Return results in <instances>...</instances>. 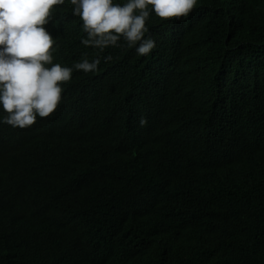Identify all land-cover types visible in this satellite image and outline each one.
Instances as JSON below:
<instances>
[{
    "label": "trees",
    "instance_id": "1",
    "mask_svg": "<svg viewBox=\"0 0 264 264\" xmlns=\"http://www.w3.org/2000/svg\"><path fill=\"white\" fill-rule=\"evenodd\" d=\"M72 8L53 63H101L50 116L0 123V264H264V0L150 13L147 56L86 47Z\"/></svg>",
    "mask_w": 264,
    "mask_h": 264
},
{
    "label": "clouds",
    "instance_id": "2",
    "mask_svg": "<svg viewBox=\"0 0 264 264\" xmlns=\"http://www.w3.org/2000/svg\"><path fill=\"white\" fill-rule=\"evenodd\" d=\"M197 0H70L72 15L82 21L81 43L101 51L123 39L140 56L156 47L147 21L150 13L161 19L186 17ZM65 0H0V123L25 129L54 113L62 101V85L73 70L98 71L99 58L87 57L73 68L53 63L54 38L47 29L54 6ZM151 6V8H149ZM111 57H104L105 62ZM51 65V67H46ZM145 121L142 119L141 123Z\"/></svg>",
    "mask_w": 264,
    "mask_h": 264
}]
</instances>
